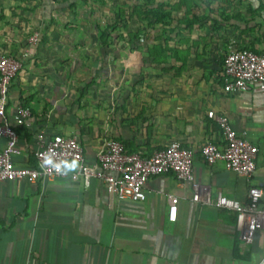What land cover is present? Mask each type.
I'll list each match as a JSON object with an SVG mask.
<instances>
[{
	"label": "crops",
	"instance_id": "0c3cea01",
	"mask_svg": "<svg viewBox=\"0 0 264 264\" xmlns=\"http://www.w3.org/2000/svg\"><path fill=\"white\" fill-rule=\"evenodd\" d=\"M92 2L0 0V55L23 62L0 116L17 134L14 163L36 166L41 134L76 138L88 163L109 139L142 157L177 140L193 151L194 182L212 203L193 201L172 173L151 177L137 201L95 178L0 181V264H264V225L245 246L234 212L213 203L218 192L246 203L250 187H264V90L226 93L221 75L229 46L264 55V0H145L167 16L143 17L145 36L127 53L113 35L100 41ZM20 106L28 125L16 118ZM211 110L258 147L249 179L201 155L206 140L225 143ZM5 143L0 136V150Z\"/></svg>",
	"mask_w": 264,
	"mask_h": 264
},
{
	"label": "built area",
	"instance_id": "2783aa9c",
	"mask_svg": "<svg viewBox=\"0 0 264 264\" xmlns=\"http://www.w3.org/2000/svg\"><path fill=\"white\" fill-rule=\"evenodd\" d=\"M39 34L34 32L28 39L29 44L37 43ZM24 57L29 55L26 50ZM22 61L0 55V116L4 115L12 79L22 67ZM223 91L235 93L257 85L264 90V55L250 49L228 47L222 62ZM208 116L221 127L225 143L223 147L206 140L200 153L208 165L222 161L226 169L249 179L256 171L258 147L244 136L236 133L227 116L208 111ZM17 119L28 125L30 111L20 106ZM0 136L6 138L5 146L0 150V181L25 180L46 181L56 177L69 176L73 180L82 179L86 184L92 178L102 181L107 191L119 200H143L144 186L153 176L172 173L179 183L193 189L192 200L212 203L208 190L202 189L193 177V157L191 149L184 147L180 141L169 142L153 155L142 157L128 152L124 145L109 139L98 151L96 161L88 163L84 149L74 137L53 134L45 137L39 135L34 151L36 166H18L13 161L16 153L17 134L8 124L0 123ZM46 156L53 164L42 165ZM55 165H60L57 171ZM168 219L176 220L178 197L168 195ZM213 203L220 208L231 210L235 214V226L240 231L242 243L248 246L253 241L256 228L264 225V187L252 186L248 201L241 203L218 192Z\"/></svg>",
	"mask_w": 264,
	"mask_h": 264
},
{
	"label": "rangeland",
	"instance_id": "374dc122",
	"mask_svg": "<svg viewBox=\"0 0 264 264\" xmlns=\"http://www.w3.org/2000/svg\"><path fill=\"white\" fill-rule=\"evenodd\" d=\"M92 3L95 4V7L91 6L90 8L92 12L90 20L93 21V24H99L103 27L107 24H110V26L116 25V30H111L109 37L112 38L113 35L115 40L118 38V43H116L117 41L114 42L117 47L123 48L124 53H127L128 48L131 51V49H135L134 46L140 47V45H133L132 38H137L138 40V35L145 36L143 34L146 31L145 19L143 18V13H140V10L136 7V5L145 4V0H93ZM111 18H114V20ZM111 42L108 46L109 49L113 48ZM137 43L141 44V41Z\"/></svg>",
	"mask_w": 264,
	"mask_h": 264
},
{
	"label": "trees",
	"instance_id": "16d2710c",
	"mask_svg": "<svg viewBox=\"0 0 264 264\" xmlns=\"http://www.w3.org/2000/svg\"><path fill=\"white\" fill-rule=\"evenodd\" d=\"M146 1H150V0H146ZM147 4H142V5H137V9L140 10V13H143V17L144 18H147L149 20L150 16H152L153 18H155L156 21H163V15L167 16V14H163L161 15V13H159V9H156V8H149V7H146ZM151 19V18H150ZM116 25H113V26H110V25H106L105 27L103 28H98V37L100 39V41L102 43H104L105 45L107 44V39L109 38V33L111 30H116ZM144 34V33H143ZM138 36H143V35H138ZM141 38V37H140ZM151 54L153 56H155L156 54H158V50H152ZM24 107V106H23ZM26 108V107H24ZM30 111V109H29Z\"/></svg>",
	"mask_w": 264,
	"mask_h": 264
},
{
	"label": "clouds",
	"instance_id": "9594fccd",
	"mask_svg": "<svg viewBox=\"0 0 264 264\" xmlns=\"http://www.w3.org/2000/svg\"><path fill=\"white\" fill-rule=\"evenodd\" d=\"M52 164H53V161H52L51 157L50 156H46L43 159L41 166L43 167L44 165H52ZM55 168H56L57 171H59L60 170V165H55Z\"/></svg>",
	"mask_w": 264,
	"mask_h": 264
}]
</instances>
